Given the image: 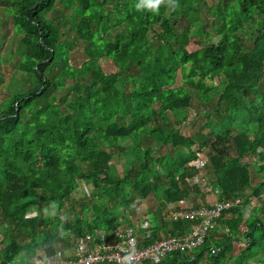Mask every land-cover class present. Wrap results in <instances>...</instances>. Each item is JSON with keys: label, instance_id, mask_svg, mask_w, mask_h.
Segmentation results:
<instances>
[{"label": "trees", "instance_id": "1", "mask_svg": "<svg viewBox=\"0 0 264 264\" xmlns=\"http://www.w3.org/2000/svg\"><path fill=\"white\" fill-rule=\"evenodd\" d=\"M147 5L0 0V68L14 60L21 74L0 100V264H44L62 243L111 240L135 225L134 196L158 202L136 218L153 213L138 226L145 243L186 233L194 221L166 209L202 193L192 178L204 148L218 200L233 204L195 251L144 264H249L264 253V0ZM216 91L208 131L182 133L193 101ZM255 163L263 180L253 184ZM79 180L90 198L76 203Z\"/></svg>", "mask_w": 264, "mask_h": 264}, {"label": "built area", "instance_id": "2", "mask_svg": "<svg viewBox=\"0 0 264 264\" xmlns=\"http://www.w3.org/2000/svg\"><path fill=\"white\" fill-rule=\"evenodd\" d=\"M239 201V200H238ZM233 203L215 201L210 205L199 207H177L171 209L172 219L188 218L194 221L191 229L182 235H169L167 238L155 239L145 243L148 233H139L137 216L132 214L135 225H126L118 228L111 240L101 239L100 242L87 243L81 239L82 244L76 246L77 251L73 257L53 255L47 258L44 264H144L145 262H158L167 254L184 251L188 252L203 245L206 236L217 226L222 212ZM134 208V207H133ZM135 210V209H134ZM143 209H141V214ZM138 213V210L134 214ZM140 213V212H139ZM101 232L98 233L100 235Z\"/></svg>", "mask_w": 264, "mask_h": 264}, {"label": "rangeland", "instance_id": "3", "mask_svg": "<svg viewBox=\"0 0 264 264\" xmlns=\"http://www.w3.org/2000/svg\"><path fill=\"white\" fill-rule=\"evenodd\" d=\"M218 1L219 0H209V3H214V2H218ZM0 12H1V10H0ZM49 16H51V12L49 13ZM211 19H212V16L209 17L208 25L204 24L208 32H210V31L212 32V27H211V23H210ZM6 27L8 30L9 26H6ZM1 32L2 31L0 29V33ZM10 34H11V32L9 33V35ZM0 49H1V47H0ZM85 58H86V56H85L82 48L76 47L75 50H73L71 53L69 62L74 66H78L85 60ZM0 69H1V72L3 73V81H2V84H0V100H1L4 97H6L8 94L6 87H8L10 82L13 81L12 77L16 76L19 78L21 76V74L15 73L16 71H14V69H15L14 68V60H13V62H9L7 60L3 61ZM178 83H180V77H178V79H176L175 85ZM214 83L215 84L218 83V80L216 78L214 80ZM65 91L66 90H64L63 92H65ZM217 98H218V91H216L212 102L197 101V100L193 101L192 106L189 107L187 109V112H186V115H187L186 116V119H187L186 123L183 124V126H179L180 131L186 135H193L198 131H201L203 133L207 132L209 127H207L205 125V123L208 120V117L205 114V112L207 110L213 111L212 104H214L216 102ZM214 115L215 114L213 113V116ZM166 150H167V147H165V146L160 148L161 153H164ZM208 154H209L208 149L204 148L202 154L200 155V159L195 162V165L198 167V173L196 174L197 176L192 178V181L195 180L197 182L202 193L197 194V195L194 194V195L190 196L189 198L185 199L181 203H170V204H168V209H166V211H168V210L171 211V209L175 205H177L179 207H194L196 205L201 206V205H206V204H212L213 202L218 201L217 192L219 191V188L216 185H213V183H212L214 180V174H213V170L211 168L210 162H209V155ZM205 162H206V165H203ZM257 163H255L254 165H252L250 167L253 184L263 180V173L258 168ZM121 165H122L121 163H118V165H117V169L120 172H122V166ZM247 191L250 192V189H247ZM262 196H264V195H262ZM71 197H73V200L76 203L85 201L86 198H88V199L90 198L89 197V189L86 187V185L83 181H81V180L78 181L77 188H76V190L73 191ZM134 197H137V199L135 198V200H133L131 203V206H133L135 209L133 212L134 216H137L139 218L143 215V213H145V211L151 212V211H153V210L155 211L157 209L158 202L155 200L153 195H150L145 200L139 199L138 196H134ZM230 202H232V201H230ZM261 202L262 201L255 199L253 201V204L256 205V204H259ZM141 209L144 210V211L142 210L143 211L142 214H141ZM136 210H138V213L134 214ZM152 214L148 216L147 221L145 223H143V222L141 224L139 223V226L140 227L141 226H148L150 224L149 222L152 221V219H153ZM218 227H220V226L218 225ZM141 228H143V227H141ZM141 228H140L141 231H139V233H142V231L144 232V229H141ZM3 240H4V237L2 234H0V241L2 242ZM74 242H75L74 240H71L69 243V247H64L65 244L62 243V245L60 246L61 251H62V256H64L65 258H69V256L70 257L74 256L75 252L77 251V247L73 245ZM5 243H6V240L4 241V244ZM4 244L0 245V252H1V248H2V246H4ZM262 257H264L263 252L256 259L251 260L249 262V264H264V260H262Z\"/></svg>", "mask_w": 264, "mask_h": 264}, {"label": "clouds", "instance_id": "4", "mask_svg": "<svg viewBox=\"0 0 264 264\" xmlns=\"http://www.w3.org/2000/svg\"><path fill=\"white\" fill-rule=\"evenodd\" d=\"M161 2V0H148V7H150V8H153V9H155L156 7H157V5L159 4ZM140 5H137V7H139ZM171 7L172 8H175V7H177V5H175V4H172L171 5ZM174 203H178V202H174ZM181 203V202H180ZM207 205V204H206ZM208 205H210V204H208ZM179 208V206H177V205H175V208ZM217 225H218V223H217ZM199 248V247H198ZM195 250V249H194ZM192 251V250H191ZM188 252H190V251H188ZM102 264H104V263H102Z\"/></svg>", "mask_w": 264, "mask_h": 264}]
</instances>
